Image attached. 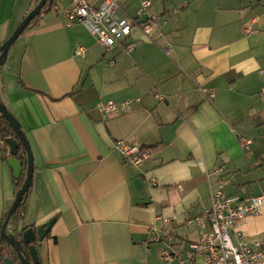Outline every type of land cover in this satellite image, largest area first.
<instances>
[{"label": "crops", "instance_id": "1", "mask_svg": "<svg viewBox=\"0 0 264 264\" xmlns=\"http://www.w3.org/2000/svg\"><path fill=\"white\" fill-rule=\"evenodd\" d=\"M38 1L0 0V48ZM151 1L139 16L142 0H120L123 17L157 18L154 41L133 26L124 40L135 45L130 53L88 39L83 23L69 26L53 8L1 67L0 96L34 156L19 231L56 219L37 245L42 264H166L165 248L185 257L200 237L186 218L205 216L219 180L212 172L221 165L229 194L264 193V0ZM77 44L84 55L75 53ZM101 100L132 104L105 115ZM239 137L253 142L246 154ZM117 140L150 148L151 158L135 166ZM4 146L0 141V238L24 173ZM159 215L173 221L170 243L150 237L153 225L163 226ZM243 231L264 246V207Z\"/></svg>", "mask_w": 264, "mask_h": 264}, {"label": "built area", "instance_id": "2", "mask_svg": "<svg viewBox=\"0 0 264 264\" xmlns=\"http://www.w3.org/2000/svg\"><path fill=\"white\" fill-rule=\"evenodd\" d=\"M54 1H67L62 11L69 26L74 23H83L96 36L97 41L107 48L119 46L126 53L134 50V44L124 43L125 38L131 34L134 25L139 26L144 34L153 41L152 35L158 30L155 17L143 21L123 17L120 13V0ZM151 5V0H142L138 15H143ZM167 45L168 53L172 45L168 42ZM74 51L78 55H84L87 48L82 44H77ZM261 74L264 76V70L261 71ZM200 91L211 100L215 97L213 90L200 88ZM155 96L160 102L167 101V96L162 92L155 93ZM259 97L264 103V87L260 91ZM131 104L130 100L119 102L101 100L98 106L106 115L129 109ZM239 143L246 154L253 142L249 138L239 137ZM115 146L124 158L135 166L143 165L152 155L150 148L127 140H117ZM212 173L219 176V180L217 188L210 191L209 208L206 210L205 216L186 218L187 222L198 224L199 239L189 243L185 257H181L170 248H165L161 252L162 258L166 264H196L198 257L203 258V264H264V246L258 242L251 244L245 238L243 231L248 216L259 214L262 211L264 193L257 196L229 194L226 191L228 179L225 167L218 166L213 169ZM153 183L156 185L155 180ZM157 220L162 222L163 226L153 225L151 227V239L170 243L174 238L172 219L159 215Z\"/></svg>", "mask_w": 264, "mask_h": 264}, {"label": "water", "instance_id": "3", "mask_svg": "<svg viewBox=\"0 0 264 264\" xmlns=\"http://www.w3.org/2000/svg\"><path fill=\"white\" fill-rule=\"evenodd\" d=\"M54 0H40L38 4L27 14V16L16 27L12 35L5 41L0 48V67H2L8 57L9 50L12 45L19 39V37L25 32L30 22L41 13L46 4L52 6ZM0 114L6 117L16 132L17 137L7 139L5 142L10 148V155L17 156L19 153L20 145L22 144L28 154V165L26 178L22 187L18 190L16 198L7 212L6 219L2 225L1 238L7 240L13 250L14 255H6L1 264H42L38 251V242H42L51 227L55 222V218L48 220L47 222L39 226H29L21 230V238L18 239L13 233L9 232V226L11 224L12 217L23 202L24 197L29 193V190L33 184L34 177V156L30 142L23 131L21 124L17 117L9 110V108L0 101ZM23 163V162H22ZM19 164V163H18ZM24 168L22 165L18 167V175L21 176ZM19 229V228H18ZM26 247L30 251V256L26 252Z\"/></svg>", "mask_w": 264, "mask_h": 264}, {"label": "trees", "instance_id": "4", "mask_svg": "<svg viewBox=\"0 0 264 264\" xmlns=\"http://www.w3.org/2000/svg\"><path fill=\"white\" fill-rule=\"evenodd\" d=\"M38 2H37V4H38ZM52 10H53V5L49 6L48 4H46L44 9L41 11V13L38 14L30 22L27 29L32 28L35 25H37V23H38L39 19L42 17V15L45 12L52 11ZM0 69H1V67H0ZM0 101L3 102L1 96H0ZM12 137H17L14 128L12 127L10 122L6 119V117L3 116L2 114H0V140L5 142L7 139L12 138ZM4 144H5V146H4L5 151L7 152L8 151V147H7L8 145L6 144V142ZM17 157L23 162V166H24V173H23L22 177L19 180H17V190H19L25 181L26 172H27V165H28V154H27L25 147L22 144L20 145L19 153H18ZM28 194L24 197L23 202L21 203L20 207L18 208V210L16 211L15 215L12 217V220H11V226L13 227V234L15 236H17L18 239L21 238V231H19V229H18L19 228L18 224H19L20 219L23 216L25 203H26ZM6 216H7V213L4 215L3 223L6 219ZM26 252L30 256V251H29L28 247H26ZM8 254L14 255V250H13L11 244L7 240L0 238V262L1 263L3 262L5 256Z\"/></svg>", "mask_w": 264, "mask_h": 264}, {"label": "rangeland", "instance_id": "5", "mask_svg": "<svg viewBox=\"0 0 264 264\" xmlns=\"http://www.w3.org/2000/svg\"><path fill=\"white\" fill-rule=\"evenodd\" d=\"M34 1H36V0H34ZM65 4H67V2L66 1H55L54 3H53V8H54V10H58V9H62L64 6H65ZM86 37L88 38V39H92V38H95V39H97L96 38V36L95 37H93L92 36V33L90 32V31H86ZM12 54V53H11ZM2 68H3V66H2ZM0 71H1V69H0ZM9 232L10 233H13V227L11 226V224H10V226H9Z\"/></svg>", "mask_w": 264, "mask_h": 264}]
</instances>
